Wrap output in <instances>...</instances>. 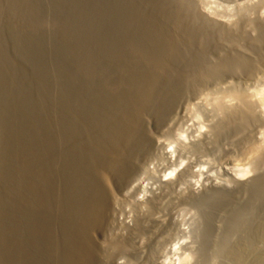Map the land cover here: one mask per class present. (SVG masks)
Masks as SVG:
<instances>
[{"label":"rangeland","instance_id":"374dc122","mask_svg":"<svg viewBox=\"0 0 264 264\" xmlns=\"http://www.w3.org/2000/svg\"><path fill=\"white\" fill-rule=\"evenodd\" d=\"M119 1L0 0V264H172L176 256L174 246L181 251L193 250L187 264L203 262L196 254L201 251L204 239L201 227L208 211L201 209L194 198L208 191L211 184L219 186L227 176H233L226 160L234 152L230 141L224 137L225 130H219L221 136L217 131L224 111L222 105L218 108L219 104L215 103L221 104L222 97L232 96L235 91L252 93L248 90L264 86V58L257 60L264 52H252L260 61L255 60L258 66L261 64L255 71L254 68L238 71L243 73L241 75L225 71L224 75L211 78L213 82L208 79L211 83L206 80L209 85L199 81L198 84L203 82L204 85L199 87L196 83L197 90L194 86L192 93V87L185 92L177 90L174 81H170L172 84L168 87L174 83L173 88L179 93L162 89L163 83L167 85L163 79L161 82L143 79L140 82L146 84L147 91L140 89L142 94L138 100L136 93L140 92L142 84L139 82L137 90L134 85L129 88L123 87L126 84L119 85L120 76L111 65L117 39L114 31L117 10L114 9L116 5L125 6L124 0L120 2L124 6ZM205 2L212 3L214 11L231 21L239 18V9L253 19L258 13L264 16L260 0H244L246 4L243 0ZM154 85L160 87L157 93L160 97L155 93L158 90L151 91ZM162 90L168 95L161 93ZM150 96H158L159 100L156 97L150 100ZM145 97L157 110L143 103ZM132 98L133 102L134 99L136 103L139 101V106L135 104L138 108H132ZM142 105L141 110L146 115L141 113V117L136 109L140 110ZM130 109L138 112L137 116L133 111L136 116L131 120ZM121 115L130 116L124 121L118 119ZM133 122L139 127H132ZM125 123H131L128 136L122 132L125 126L127 129ZM130 127L142 130L141 135ZM251 128L252 132L256 131ZM140 136L146 142L139 139ZM119 137L124 144L122 140L118 142ZM126 137L130 141H126ZM133 137L146 145L133 143L132 140H136ZM115 143L126 149L123 150L127 152L125 156L136 153L138 158L133 154L131 158L141 164L133 159L131 163L130 158L126 160L127 156H121L122 149L118 146L115 151ZM134 144L142 151L132 149ZM165 152L171 153L166 155ZM114 154L123 161L120 158L121 163L117 161L119 156L115 160ZM119 163L123 164L120 165L123 170ZM128 165L133 168L132 172L127 169ZM171 168L175 171L167 174ZM100 170L103 174L111 173L110 177L106 175L113 179L114 182L109 179L111 185V182L115 184L110 185L113 189L109 190L100 180ZM122 171H126V175ZM119 173L123 175L119 177ZM257 173L258 170L250 172L246 178ZM91 208L94 211H90ZM133 224L137 225L138 233L131 232L135 228ZM86 229L91 233L87 234ZM130 232L133 233L131 238ZM110 239L125 240L124 250L118 248L123 251L112 253L107 247ZM104 240L108 243L103 244ZM103 246L110 249V254H105L109 251Z\"/></svg>","mask_w":264,"mask_h":264},{"label":"bare ground","instance_id":"6f19581e","mask_svg":"<svg viewBox=\"0 0 264 264\" xmlns=\"http://www.w3.org/2000/svg\"><path fill=\"white\" fill-rule=\"evenodd\" d=\"M213 1H215V0H213ZM120 2H122V1L120 0L119 3ZM124 2H125V4H124L125 6L123 5V3H120L124 6V7H121V5H120V7L123 8V10L121 8H119L118 5H116V6L114 5L116 7V9H114V11L117 10V12H115V15L117 16V17H115V19L117 20V24H116V30H114V29L113 30L116 31L115 37L117 39L116 38L115 39L117 41L115 40L116 45L114 47V53H112L113 59H112V63H111V65L112 64L114 65L116 71L118 72V74L120 76L119 85H121V83L124 85L126 84L123 87H126V86L130 87V86L134 85L133 87H134V89H136V86H139V82L142 81L143 79H145L146 81L150 80L151 82L152 81L156 82L157 80H158L157 82H159V81L161 82L163 79L164 82H167V85L163 83L162 89H164V90H166V89L167 90H173L174 93L175 92L179 93V91H177L179 88L185 92L189 88L192 87L190 89V92H191L194 89V86H195V90H197L196 87L198 85H199V87H200V85L202 86L203 82H204V84H205V82L208 84V82H209L208 79H210L212 82L215 81L211 78H214L215 76H219V74L221 75V73H222V75H224L223 72H225V71H228V74H231V72L229 73V71H234L235 73L237 72L238 74H240V72H238V71L243 72V70L245 71L246 69H248V70L251 69V71H252L253 68H254L253 71H255V68H257L256 66H258V63L260 62L257 60L262 59V57L264 58V56H263V54H264L263 53L264 52V16L262 17L259 13L253 19V17L250 18L249 14L247 15V12H244L241 9H239L240 14L237 12L239 14V18L237 20L235 19V20L231 21V20H229L230 18L227 19L225 15H224L225 16L224 17L223 14H219L218 12L214 11L213 10L214 8L213 9L211 8L212 3L209 2L211 5H208L209 3H206V2L204 3V0H124ZM243 3H244V0H243ZM244 4H246V2ZM239 5H241V4H239ZM243 5H241V6H243ZM247 5H249V4H247ZM260 5L262 7H264V0H260ZM253 6H254V4H253ZM213 7H214V5H213ZM117 8H119V9H117ZM215 10H217V8ZM114 22L116 23V21H114ZM252 31L253 32L256 31L255 34H253ZM246 41L248 42V44L246 43ZM112 44H114V43L112 42ZM105 48H107V47L105 46ZM248 48H249V50H248ZM112 50H113V48H112ZM255 51L260 52V54L263 53L261 55V58H258L256 56L258 59L257 60L255 59L256 58L254 56L255 53L254 54L252 53ZM112 56H110V57H112ZM259 65L261 66V64H259ZM260 66H258V67H260ZM109 70H110V68H109ZM259 70H257L258 73L260 72ZM107 72H110V71H107ZM242 72H241V74H243ZM237 73H236V75H237ZM248 73L251 74L250 72H248ZM253 73H255V72H253ZM225 74H227V73H225ZM232 74H233V72H232ZM255 74H253V75H255ZM261 74L262 73L260 72V75ZM261 76H259V77L261 78ZM245 77L248 78V75H244V78ZM262 79H263V77H262ZM117 80H119V79H117ZM206 80H208V82ZM170 81H174L176 83V88H177L176 91H175L176 88L175 87L173 88L174 83H173V86L168 87V84H170ZM199 81H203L202 84L201 83L198 84ZM211 81L209 83H211ZM135 83H138V84L135 85ZM196 83L198 85H196ZM256 83H258V82H256ZM140 84H142V82H140ZM159 85H160V83H159ZM120 87L121 86H119V88ZM144 87H146V84H145V86L142 84V87H140V88L137 87V88H139L138 90H140ZM151 87H150V89L152 92L153 91L155 92L156 90H158V92H155V93L156 94L160 93V87H158L159 89L156 88L155 85L151 86ZM147 88L149 91V86H147ZM116 89H117V87H116ZM144 89L147 91L146 88H144ZM252 89L248 90V91H251L252 93L246 92L247 94L246 93L244 94L243 92H242L243 94L238 93L239 91L236 92L234 90L235 92H233L232 96H228V97H231L230 99L227 97V95L225 96L223 94L227 98L222 97V98H225L226 100H225V102H223L224 99L221 98V100H222L221 104H220V102H217L218 100L217 101L215 100L217 102L215 104L216 105L219 104V107L218 106H216V107L220 108V106L222 105L223 107L221 106V110L224 111V113L221 112L222 116L219 115L220 118L222 117L221 118L222 122L218 123V124H221L219 126H221V128L222 127L223 128L220 129V127L217 126L218 130L216 127H215L216 128L215 130L218 131V134H220V136L222 133H219V130H222V131L225 130L223 133L226 136H224V137L230 141V144L232 147L231 150L234 152V155L230 154L231 156L230 155L228 156L226 162L230 166L229 169L233 173V176H227L225 178V180L223 181V183L221 185L219 184V186H218V183L211 184L208 191H206V192L204 191V192H202V194L200 193L199 195H196L194 198L196 203H198L199 206H201V209L203 208V209H205L204 211H206V212L208 211V215L207 214H206L207 216L205 215L206 216L205 222L202 224L203 227L200 226L201 228H203L202 232L204 233V236H203L204 239L203 238L202 239L204 241L202 240L203 243L201 246V251L198 250V252L196 254V255H199L201 257V261H203L202 264L203 263L204 264H211V263L212 264H264V86L263 85L257 86V87L255 86ZM164 90H162L161 93H163ZM114 91H112V92H114ZM166 91H164V92H166ZM103 92H105V90ZM141 92L142 91L140 90V92L138 91L136 94H138V95L142 94ZM152 92H150V93L153 96L154 92L153 93ZM180 92H181V90H180ZM174 93H172V94H174ZM178 93H177V95H178ZM165 94L168 95L167 92ZM170 94H169L168 98H170ZM181 94H183V93L181 92ZM138 95L136 96V98L139 97L138 100H140V95L139 96ZM144 95L145 94L143 93L141 98L144 97ZM157 95H159V94H157ZM90 96H92V95L90 94ZM186 96H187V94H186ZM155 97L156 96H154V97L150 96L149 99L153 100ZM157 97L155 99L159 100V98H157ZM159 97H160V95H159ZM134 98H135V96H134ZM135 99H134L135 102H133V98L131 99L132 102L134 103L133 106L131 105L132 103L130 104L131 101L129 102V104H130V106H132V108L139 106V105H137L139 103V101H138V103H136L137 100H135ZM146 99H148V97L147 98L145 97L143 99V100H145V102H143L144 104L147 101L151 102L150 100L146 101ZM219 99H220V96H219ZM109 100H111V99H109ZM157 100H155V101H157ZM140 102H142V101H140ZM148 102H147V106L150 105V104H148ZM169 102H171V101H169ZM86 105H88V104H86ZM150 106H152L153 109H154V107L156 108V106L154 104L150 105ZM87 107H89V106H87ZM127 108H129V106H127ZM139 108H140V110H138V109H136V110L140 111V116H141V113H143V111L141 110V108L143 109V105H142V107H139ZM130 110H132V109H130ZM134 110H132V112L129 111V112H131V114L129 112H127L131 115V116L129 115L131 117L130 120L133 119L134 116H136V113L138 116V112H136V110L135 111ZM155 110H157V108ZM133 111L136 113L134 114ZM90 112H91V110H90ZM150 113H152V112H150ZM222 113L225 116H223ZM124 114H126V113L124 112ZM154 114L155 113H153L152 115L154 116ZM132 115H133V117H132ZM145 115L146 114L143 113L142 116H145ZM148 115L149 114H147V116ZM129 116H127V117L129 118ZM126 118H125V115H121L120 118L118 117L119 120L125 119L124 121H126ZM128 118H127V120H128ZM104 119H106V118H104ZM115 120H116V118H115ZM220 120H219V122H220ZM124 121H122V122H124ZM139 121H136V122H138V125H139ZM107 122H109V121H107ZM136 122L132 123V127H134L136 125V124L133 125ZM155 122H157V121L155 120ZM110 123L111 122H109V124ZM140 123L142 124V122H140ZM118 124H120V123H118ZM125 125H127V123H125ZM129 125H127V129H125L126 126L123 128L124 130L122 129V132L125 131L127 136H128V134H130V132H127V130H129L128 129ZM138 125H136V126L137 127L142 126V125H139V126ZM215 125H217V123ZM251 126H253V128H256V131L252 132ZM115 130H113V131H115ZM132 130H134V129H132ZM138 130L139 129H136L134 131H136V133H140V131H142V130H140V131H138ZM119 131H121V129ZM143 131L148 132L147 129H144ZM217 131H215V133ZM222 131H220V132H222ZM124 133H123V135H124ZM131 134H132V132H131ZM218 134H217V137H218ZM140 135H141V133H140ZM125 136L126 135H124V137ZM114 138H115V136H114ZM140 138H143V137L140 136L139 139ZM220 138H222V137H220ZM115 139H118V138H115ZM133 139H136V138L133 137ZM121 140L119 137L118 142H120ZM128 140L129 139L127 138L126 141H128ZM137 140L138 139L132 140V142L137 141ZM144 140L145 139L143 138V141ZM206 140H209L208 137ZM214 140H216V139H214ZM141 141L140 142L137 141L135 143L136 144H140V143L142 144L143 141L142 142ZM115 142L118 143L117 141H115ZM144 142H146V141H144ZM215 142H217V141H215ZM124 143L125 142L123 141V144ZM128 143H130V142H128ZM209 143L213 144L212 142H209ZM121 144L122 143H120V145ZM116 145H115V148L117 147V149H115V151H117L120 148L119 145H117V146ZM131 145H133V144H131ZM144 145H146V144L143 143V145H141V147ZM207 145H208V143H207ZM118 146H119V148H118ZM135 146L133 148L131 146L130 148L138 149L137 152L142 151V149L139 150L140 146H138V147L137 146L135 147ZM194 147H196V146L194 145ZM145 148H147V147H145ZM124 149L120 148L119 150H121V154H122L121 156L124 155V157H126L127 155L125 156V154L127 152L123 151ZM199 149L200 148H198V150ZM131 151H133V150H131ZM170 153L171 152H165L166 155H170ZM132 154L129 153V155H128L129 157L127 156L125 159L127 160L128 158H130L129 160L131 161V163L134 161H138V163L141 164L138 159L134 160V158H131ZM135 154H133V156ZM117 156H119V155L114 154V157H116V159L113 157L112 158L117 160ZM121 156H119L118 159ZM120 159L117 161L120 162ZM131 159H133L134 161ZM110 160H112V159L110 158ZM121 161H123V160L121 159ZM108 162H111L114 164V162H112V161H108ZM120 163H119V166L120 165L123 166V164H120ZM122 163H125V161ZM135 164H137V163H135ZM126 165H127V163H126ZM113 166H112V169H113ZM133 166L137 167L135 165H133ZM110 167H111V165H110ZM124 167L126 168V166H124ZM128 167H129V165H128ZM137 168H139V167H137ZM127 169H131V172L133 170L132 167L131 168L129 167ZM101 170H100L101 174H99L101 176L100 180L103 181V184L109 190L113 189L111 186L115 185V184H113L114 181L112 178H108V177H110L109 175L111 173L109 174L108 172H104L107 175L109 174L107 177L106 174L102 173V171H106V170H102V171ZM122 170H123V168H122ZM124 170H126V169H124ZM256 170H258L257 174H255L249 178H246L250 172H256ZM128 171H130V170H128ZM168 171L169 172L167 174H170L171 172L173 173L175 171V169L171 168V170H168ZM109 172H112V171H109ZM123 172H125L124 175H126V171H122V173ZM122 173L121 174L119 173V177H120V175H123ZM114 174H116V173H114ZM114 174L111 176H114ZM116 177L117 176H115V179H116ZM127 177H129V176H127ZM109 179L110 180L112 179V181H113V182H111L112 185L110 184ZM118 180H120V178ZM118 182L120 183V181H118ZM105 186H102V187L105 188ZM100 188H101V186H100ZM112 192H114V191H112ZM100 193H102V192L100 191ZM108 193H110V192L108 191ZM108 193H107V195L110 196V194H108ZM92 194H94V193H92ZM111 194L113 195L114 193H111ZM107 195H106V197H107ZM92 196H95V194ZM100 197H101V195H100ZM100 197H99V199H100ZM111 197H113V196H111ZM93 199H95V198H93ZM101 199H102V197H101ZM98 201H100V200H98ZM189 201H190V199H189ZM97 207H99V206H97ZM90 211H94V210H92V208H91ZM145 211H147V210H145ZM97 214H98V211H97ZM144 214L146 215L148 213H144ZM90 217H91V215H90ZM92 219H93V217H92ZM99 220H100V218H99ZM86 221H88V220H86ZM89 222H91V221H89ZM155 222L158 224V223H160V220L157 219V220H155ZM133 225H134L133 227H135V228H132V227L131 228L135 231L132 230L131 232L135 233V232H137V229H136L137 225L136 224H133ZM87 227H89V226H87ZM85 228H86V225H85ZM137 228H139V227H137ZM129 229H130V227H129ZM142 231H143V229H142ZM86 232H87V229H86ZM88 232H87V234H88ZM131 232L129 233L130 238H131V234H133ZM89 233H91V232H89ZM137 233H136V235H137ZM94 235H95V233H94ZM110 237H112V236H110ZM114 237H112V238H114ZM89 239H90V237H89ZM93 239L95 240L96 238H93ZM106 239H108V238H106ZM115 240L110 239L111 242H109L110 244L107 247H109L111 249L112 253L114 251L117 252V250L123 251L125 248V247L123 248V243H126V241L124 240V242L123 241L117 242ZM102 242L104 244L107 241L104 240ZM103 244H101V245H103ZM105 245H107V244H105ZM88 246H89V241H88ZM104 246H103V248H104ZM124 246H126V245L124 244ZM92 248L94 249V247H92ZM118 248H122L123 250L122 249L120 250ZM126 248H128V247H126ZM179 248L180 247H178V246L173 247V250H174L173 253L176 254V256H175V259L172 262V264H182L184 262L188 263L189 259L192 257V254H193L192 251L193 250L191 252H187L188 249L186 251L185 250L181 251ZM105 249L106 248H104V250ZM110 249L105 250V251H109L108 253L105 252L106 255L110 254ZM178 249L180 250V252H177ZM199 252H201V253L198 254ZM103 253H101V254L103 255ZM101 254H100V256H101ZM216 257L218 258L217 261H215ZM103 259L104 258H102V260ZM106 259H108V257ZM109 260H110V258L107 261H109ZM100 261H101V259H100ZM198 262H200V261H198Z\"/></svg>","mask_w":264,"mask_h":264}]
</instances>
